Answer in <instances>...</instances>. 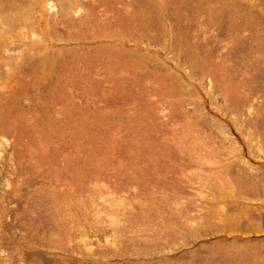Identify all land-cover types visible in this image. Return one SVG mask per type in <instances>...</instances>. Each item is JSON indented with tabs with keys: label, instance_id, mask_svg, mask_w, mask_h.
<instances>
[{
	"label": "rangeland",
	"instance_id": "1",
	"mask_svg": "<svg viewBox=\"0 0 264 264\" xmlns=\"http://www.w3.org/2000/svg\"><path fill=\"white\" fill-rule=\"evenodd\" d=\"M0 264H264V0H0Z\"/></svg>",
	"mask_w": 264,
	"mask_h": 264
},
{
	"label": "bare ground",
	"instance_id": "2",
	"mask_svg": "<svg viewBox=\"0 0 264 264\" xmlns=\"http://www.w3.org/2000/svg\"><path fill=\"white\" fill-rule=\"evenodd\" d=\"M229 229V228H228ZM259 251V250H258Z\"/></svg>",
	"mask_w": 264,
	"mask_h": 264
}]
</instances>
